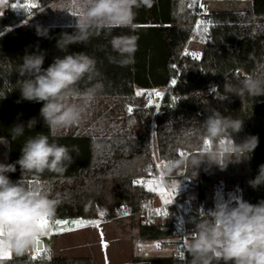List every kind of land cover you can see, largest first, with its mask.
<instances>
[{"label": "trees", "instance_id": "16d2710c", "mask_svg": "<svg viewBox=\"0 0 264 264\" xmlns=\"http://www.w3.org/2000/svg\"><path fill=\"white\" fill-rule=\"evenodd\" d=\"M20 1L8 0V13L0 15V157L6 156L8 163L19 158L20 148L29 136L48 133L39 117L42 104L17 103L18 81L22 79L18 72L20 59L26 52L42 50L46 53L43 67L47 68L55 57L66 54L56 47L60 34L74 30V25H24L23 20L32 12L50 14L54 0H42L39 10L19 8ZM230 1L208 2L201 8L189 7L190 0H155L151 8L137 9L135 27L112 32L139 37L134 62L127 66L110 62L109 57L116 53L109 44L111 36L103 31L85 45L69 46L67 54L83 51L96 59L100 73L97 79L103 89L86 109L84 121L57 139L59 144L78 146V153H71L74 163L63 174L45 171L23 177L26 186L32 181L44 184L42 190L60 201L51 221L128 217L141 240L176 239L173 221L150 223L135 214L146 200L154 199L153 191L136 183L142 176L159 175L153 141L162 170L167 160L186 153L188 163L168 178L182 177L196 188L194 208L207 210L214 206L215 188L221 180L239 186L240 196L250 203L264 199V186L254 190L248 184L258 174L259 165L264 164V95L245 94L240 98L224 87H239L249 75L264 82V0ZM201 19L211 21L208 32L196 33L190 45L192 31ZM37 26L49 29V38L37 36ZM192 53L200 58L195 59ZM95 82L85 80L78 87L84 90ZM138 89L145 95L137 96ZM158 89L165 90L160 106L154 103V95H147ZM129 107L132 112L127 111ZM213 110L244 120L242 130L233 134L236 143L250 135L258 136L259 144L250 160L230 162L223 170L207 163L199 167L191 164L193 158L205 152L202 122ZM33 117L38 121L35 129H26L13 141L10 128ZM222 139L226 147L229 138ZM211 142V149L223 151L220 140ZM9 175L13 181L20 179L19 167ZM125 210L130 214L125 215ZM199 215L189 223L191 230ZM175 244L170 256L137 257L132 263L188 264L187 248L177 239ZM177 250L183 252V258ZM0 264H93V260L51 252L45 255L42 250L36 259L27 253L14 254L0 260Z\"/></svg>", "mask_w": 264, "mask_h": 264}, {"label": "clouds", "instance_id": "9594fccd", "mask_svg": "<svg viewBox=\"0 0 264 264\" xmlns=\"http://www.w3.org/2000/svg\"><path fill=\"white\" fill-rule=\"evenodd\" d=\"M155 0H61L60 11H66L75 18L74 30L62 32L56 47L66 53L55 57L44 68L46 53L37 50L26 52L18 66L20 99L42 104L39 117L48 133L37 132L29 136L20 148V156L11 163L0 162V250L10 249L16 256L25 255L36 244L40 235L38 221L53 219L59 204L47 191L38 185L26 186L22 180L27 175H41L45 171L63 174L74 163L72 152L78 146L59 144L61 134L85 119L86 109L103 89L97 78L100 73L97 61L85 52L68 53L70 45L87 44L102 31L110 35L112 63L127 66L134 62L138 49L137 35H112L116 28L131 27L137 9L151 8ZM37 36L49 38V29L37 26ZM96 81L80 90V82ZM225 89L242 98L245 94L256 97L264 95V82L247 76L239 87L225 84ZM38 121L30 118L26 123L12 126L13 141L35 129ZM244 120L225 116L213 110L202 122L204 140L215 141L228 137L223 151L210 149L191 160L199 167L201 163L216 165L221 170L230 162L250 160L259 144L255 135L248 136L242 143H236L233 134L243 128ZM221 144V143H220ZM235 158V159H234ZM188 163V157L169 159L163 165L162 176L171 175ZM21 178L13 181L10 173L17 171ZM251 188L264 186V164L259 165L258 174L248 181ZM188 264H264V199L253 204L242 197L219 199L212 208L200 211L187 243Z\"/></svg>", "mask_w": 264, "mask_h": 264}, {"label": "rangeland", "instance_id": "374dc122", "mask_svg": "<svg viewBox=\"0 0 264 264\" xmlns=\"http://www.w3.org/2000/svg\"><path fill=\"white\" fill-rule=\"evenodd\" d=\"M237 0H231L230 3H238ZM61 0H56L52 5V13L50 15H44L40 12H32L23 20L24 25H58L66 24L64 18V11L59 10ZM221 5V2L216 3ZM9 11L8 0H0V15L6 14ZM196 36L195 28L191 34L190 45L194 44L193 39ZM198 44V43H197ZM137 91H141L138 89ZM153 150L155 158L159 163L161 161L157 155L156 142L153 141ZM0 162L8 163L6 156L0 157ZM155 178L170 199L169 191L174 194L183 193L188 198L194 199L197 194L195 187L188 185L187 181L182 177H172L169 181L161 179V175L149 178ZM148 179V180H149ZM176 186L175 188L173 186ZM147 188V187H146ZM148 189V188H147ZM155 201L159 204L164 203V196L158 191H153ZM240 196V187L235 186L230 181L221 180L214 192V202L219 199H231ZM77 220V219H73ZM99 221V227H85L77 228L74 231H64L59 234L55 232L50 236H43L41 240L45 243V249H49L51 253L55 255L64 256H89L93 260V264H105L106 262L111 264H133L132 260L137 257H153V256H170L173 254L176 247V239H168L166 241L157 239L141 240L137 237L138 229L130 224L128 217H122L120 219H94ZM51 221V220H50ZM153 223L156 220H152ZM71 227V225H69ZM101 233L103 234L101 236ZM187 239V243H188ZM103 242L107 243V248L103 247ZM160 249H153L146 247L143 252L140 250V245H153L155 243H161ZM34 249H39V244H35L27 252L28 255L33 254ZM42 252V249H40ZM14 253H11L13 256Z\"/></svg>", "mask_w": 264, "mask_h": 264}, {"label": "built area", "instance_id": "2783aa9c", "mask_svg": "<svg viewBox=\"0 0 264 264\" xmlns=\"http://www.w3.org/2000/svg\"><path fill=\"white\" fill-rule=\"evenodd\" d=\"M213 1H218V0H201V3L204 4V3L213 2ZM239 1H246V0H239ZM31 4H35L37 5V7H26L27 5H31ZM18 5H19V8H24L27 10H39L43 7V1L42 0H21ZM157 91L160 92L162 95L159 97H156L154 95V103L157 106H160L165 96V90L158 89L155 92ZM155 160L159 168V175H161L163 173L161 163H159L157 159ZM149 178H152V177L142 176L141 178L137 179V181L138 180L146 181ZM162 179L164 181H169L168 176H162ZM169 195H170V200L172 201L170 204H159L155 201V198L148 199L143 203L142 208L135 214L141 217L144 221L150 222V223H153L152 220H156V222L173 221L176 224V227L173 230V234L176 237V239L182 242V245H184L187 239L190 238V232L192 231L189 228V223L194 221L196 214H200V211L205 210V209L203 207L194 208L193 199L188 198L183 193L174 194V192L169 191ZM157 209H160L161 211H166L168 214L158 215L156 213ZM101 212L103 211H100V213ZM129 214L130 213L127 211L126 215H129ZM85 220H89V219H85ZM160 244L162 245L163 242H161Z\"/></svg>", "mask_w": 264, "mask_h": 264}, {"label": "snow or ice", "instance_id": "6c2138e0", "mask_svg": "<svg viewBox=\"0 0 264 264\" xmlns=\"http://www.w3.org/2000/svg\"><path fill=\"white\" fill-rule=\"evenodd\" d=\"M199 5L201 8H204L205 5L203 3H201V0H190L189 3V7H195ZM26 7H37V5L35 4H31V5H27ZM211 24V21H205L203 19H201L200 21L196 22L195 25V31L196 33L199 35L201 33H207L208 32V25ZM133 27H135V25H132ZM187 54V53H186ZM193 57L195 59H199V54L198 53H192ZM176 81L173 80L172 84H175ZM137 96H143L145 95L144 92L142 91H137L136 93ZM150 98L151 96L155 95L156 97L161 96L162 94L160 92H154V93H148L147 94ZM149 103H151V99L149 100ZM128 112H132L133 109L131 107H129L127 109ZM211 141L209 140H204L203 142V149L205 151H208L211 149ZM221 145L224 144L223 141L220 142ZM181 156H185L186 153L181 152L180 153ZM150 171V169H149ZM161 179H162V174H161ZM136 183L139 184H143L145 187H147L150 191H158L160 192L161 195H163L164 198V203L165 204H170L172 201L167 198V195L164 193V190L160 187V185L158 184L157 180L155 178L153 179H149L146 181L143 180H138L136 181ZM174 188L176 187L175 185L173 186ZM156 213L158 215H167L168 213L166 211H161L160 209L156 210ZM125 215L127 214V211L125 210ZM101 216L104 215L103 212L100 213ZM71 225V227L69 226ZM38 226L40 228V235L37 237V241L36 244H40L41 243V237L43 236H50L52 235L54 232L56 234H59L61 232L64 231H74L77 228H85V227H99V221L97 220H85V219H77V220H72V221H68V220H62V219H55L54 221H50V219L48 218H42L40 221H38ZM3 233L0 232V236H2ZM103 234L101 233V236ZM107 243L103 242V247L106 249L107 248ZM153 248V249H160L161 248V244L160 243H155L153 245L147 246V245H140L139 248L140 250L143 252V250L146 248ZM184 248H187V242H185V244L183 245ZM178 254L181 256V258H183V252L181 250H177ZM11 250L7 249V250H0V260H4V259H9L11 257ZM43 253L45 255H49L50 254V250L49 249H43ZM41 255V250L40 249H34L33 250V254H32V259H36L37 257H39ZM50 258V256H49Z\"/></svg>", "mask_w": 264, "mask_h": 264}, {"label": "crops", "instance_id": "0c3cea01", "mask_svg": "<svg viewBox=\"0 0 264 264\" xmlns=\"http://www.w3.org/2000/svg\"><path fill=\"white\" fill-rule=\"evenodd\" d=\"M56 0H54V2H55ZM53 2V3H54ZM53 8V7H52ZM52 13V9H51V12H50V14ZM50 14H48V15H50ZM64 18H65V22H67L66 24H64V25H75V18L74 17H72L69 13H67L66 11H64ZM68 221H72L73 219H67ZM39 249H45V243H44V241H42L41 240V243L39 244ZM105 264H111V263H108V262H106Z\"/></svg>", "mask_w": 264, "mask_h": 264}, {"label": "water", "instance_id": "95a60500", "mask_svg": "<svg viewBox=\"0 0 264 264\" xmlns=\"http://www.w3.org/2000/svg\"><path fill=\"white\" fill-rule=\"evenodd\" d=\"M39 186L41 189L44 187V184H39L37 181H32L29 185V187H35V186Z\"/></svg>", "mask_w": 264, "mask_h": 264}]
</instances>
